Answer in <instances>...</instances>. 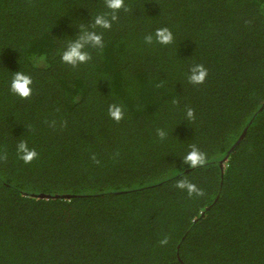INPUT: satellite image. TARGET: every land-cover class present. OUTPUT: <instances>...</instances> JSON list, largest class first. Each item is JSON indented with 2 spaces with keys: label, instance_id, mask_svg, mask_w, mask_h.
Segmentation results:
<instances>
[{
  "label": "trees",
  "instance_id": "1",
  "mask_svg": "<svg viewBox=\"0 0 264 264\" xmlns=\"http://www.w3.org/2000/svg\"><path fill=\"white\" fill-rule=\"evenodd\" d=\"M125 8L106 30L92 28L113 14L105 0H0V264H264V0ZM81 26L104 47L74 68L61 55ZM18 71L28 99L10 91ZM193 144L207 157L195 169ZM182 178L205 195L175 188Z\"/></svg>",
  "mask_w": 264,
  "mask_h": 264
},
{
  "label": "clouds",
  "instance_id": "2",
  "mask_svg": "<svg viewBox=\"0 0 264 264\" xmlns=\"http://www.w3.org/2000/svg\"><path fill=\"white\" fill-rule=\"evenodd\" d=\"M105 5L112 11L110 19L106 15H97L92 24V28H102L110 30L112 23L118 20V13L121 9L127 11L125 8V0H105ZM156 43L168 45L173 43L174 36L172 31L167 28L157 29L155 32ZM145 42L148 44L153 43V35L149 34L145 36ZM103 48V36L96 31H89L84 26L80 27L79 34L74 40H71L65 50L62 52L61 60L63 63L68 64L72 67H78L80 64L87 63L91 56L87 51V48ZM208 75L207 69L202 64H195L191 67L188 74V82L193 85H201L205 82ZM33 80L30 75L25 74L22 71L15 72L10 82V91L19 96L22 99H28L32 95V88L30 87ZM176 101H174L175 103ZM109 117L119 123L124 118V111L121 106L117 104L109 105L108 109ZM186 118L188 120L195 119V110L192 108L186 109ZM157 135L163 139L166 133L163 130L158 129ZM191 150L183 156L185 164L189 165L190 168L195 169L200 166H204L206 163V154L202 152L195 144L190 145ZM18 158L23 161L24 164H31L35 159L38 158V152L34 148H29L26 141H20L17 144ZM94 163L99 164L96 156L93 154L91 157ZM7 161V153H0V162ZM175 188L186 191L189 197L198 196L202 197L205 195L203 189L199 188L196 184L192 183L187 178H182L176 181ZM169 238L165 236L159 241L161 246L167 245Z\"/></svg>",
  "mask_w": 264,
  "mask_h": 264
},
{
  "label": "water",
  "instance_id": "3",
  "mask_svg": "<svg viewBox=\"0 0 264 264\" xmlns=\"http://www.w3.org/2000/svg\"><path fill=\"white\" fill-rule=\"evenodd\" d=\"M41 196H45V195H41ZM70 196H72V195H63V197H70Z\"/></svg>",
  "mask_w": 264,
  "mask_h": 264
}]
</instances>
